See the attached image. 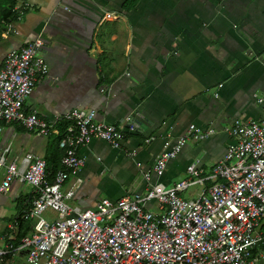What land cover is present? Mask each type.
<instances>
[{"label": "crops", "instance_id": "1", "mask_svg": "<svg viewBox=\"0 0 264 264\" xmlns=\"http://www.w3.org/2000/svg\"><path fill=\"white\" fill-rule=\"evenodd\" d=\"M1 35L0 62L9 48L42 40L38 54L48 70L23 99L26 111L51 119L70 107H92L96 119L123 132L118 147L98 137L77 147L81 181L64 198L69 205L93 207L104 196L114 200L157 182L168 186L184 178L185 165L195 159L208 173L234 141L225 127L234 118L264 115V0H27L14 29ZM127 115L135 118L131 131ZM191 123L214 130L188 138L155 173L164 139L173 141ZM0 125V147L9 142L6 159L19 162L32 152L46 160L54 150L55 133ZM30 195L18 177L0 192V233ZM43 215L54 213L46 208ZM18 264H24L21 256Z\"/></svg>", "mask_w": 264, "mask_h": 264}, {"label": "built area", "instance_id": "2", "mask_svg": "<svg viewBox=\"0 0 264 264\" xmlns=\"http://www.w3.org/2000/svg\"><path fill=\"white\" fill-rule=\"evenodd\" d=\"M26 4L27 0H19L14 5L15 15L2 32L14 29ZM108 15L103 13L99 21ZM41 43L34 37L9 48L0 62V123L13 122L50 135L59 134L61 121L60 167L48 181L44 158L25 152L17 162L6 159L9 142L0 147V192L15 177L30 186V204L20 216L32 227L14 244L17 219L7 222V233H0V264H18L20 256L24 264H264V248L258 250L264 245V115L256 120L234 118L225 127L234 141L208 173L195 159L185 165L186 176L168 186L157 182L114 200L104 196L93 207L69 205L64 198L81 181L76 173L83 157L77 147L92 137L118 147L123 132L96 119L92 107H70L51 119L22 107L36 79L48 70L38 54ZM125 120L127 129L133 130V116ZM213 130L191 123L173 141L164 139L151 169L160 174L188 138L202 139ZM71 174L75 178L63 190ZM142 174L148 177L149 172ZM196 183L199 188L193 197L180 194ZM149 200L155 207L145 206ZM46 208L56 218L47 220Z\"/></svg>", "mask_w": 264, "mask_h": 264}, {"label": "trees", "instance_id": "3", "mask_svg": "<svg viewBox=\"0 0 264 264\" xmlns=\"http://www.w3.org/2000/svg\"><path fill=\"white\" fill-rule=\"evenodd\" d=\"M19 0H0V41L2 39V31L5 28V24L7 21L12 19L15 15V10H14V5L18 2ZM60 132L59 134H56L55 137V145H54V150L51 151V155L46 158L45 160V177L48 181H51L54 172L60 167V156H61V149L57 145V141L59 137L62 135L61 133V121L58 122ZM31 197V195H30ZM30 204V201L24 205H18V208L16 210V213L12 216L9 217L7 220H13L17 219V227L14 233V238H13V243L17 244L19 242L20 237L23 235L29 233L32 230L31 224L28 222V220L24 219L23 217L20 216V213L22 209L28 207ZM7 233V229L3 232ZM264 247V245H261ZM256 250H253V253H255Z\"/></svg>", "mask_w": 264, "mask_h": 264}, {"label": "rangeland", "instance_id": "4", "mask_svg": "<svg viewBox=\"0 0 264 264\" xmlns=\"http://www.w3.org/2000/svg\"><path fill=\"white\" fill-rule=\"evenodd\" d=\"M198 188H199V184H191V185H189L185 190H182L181 192H180V194L183 196V197H188V194H190V193H195V191L196 190H198ZM47 218V220H51V219H53V218H56V216H50V217H46Z\"/></svg>", "mask_w": 264, "mask_h": 264}, {"label": "water", "instance_id": "5", "mask_svg": "<svg viewBox=\"0 0 264 264\" xmlns=\"http://www.w3.org/2000/svg\"><path fill=\"white\" fill-rule=\"evenodd\" d=\"M134 118V117H133ZM134 122H135V118H134ZM139 122V121H138Z\"/></svg>", "mask_w": 264, "mask_h": 264}]
</instances>
